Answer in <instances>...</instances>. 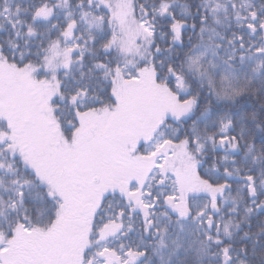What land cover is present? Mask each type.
Returning a JSON list of instances; mask_svg holds the SVG:
<instances>
[{
    "label": "snow or ice",
    "instance_id": "obj_1",
    "mask_svg": "<svg viewBox=\"0 0 264 264\" xmlns=\"http://www.w3.org/2000/svg\"><path fill=\"white\" fill-rule=\"evenodd\" d=\"M0 264H264V0H0Z\"/></svg>",
    "mask_w": 264,
    "mask_h": 264
}]
</instances>
